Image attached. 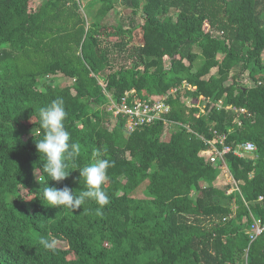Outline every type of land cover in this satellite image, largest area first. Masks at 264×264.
<instances>
[{
	"label": "trees",
	"instance_id": "1",
	"mask_svg": "<svg viewBox=\"0 0 264 264\" xmlns=\"http://www.w3.org/2000/svg\"><path fill=\"white\" fill-rule=\"evenodd\" d=\"M118 5L123 16L107 21ZM59 74L70 82L55 84ZM131 90L170 91L165 119L132 131L111 120L110 100ZM59 97L81 144L75 166L112 162L102 215L91 200L71 213L23 199L42 193L36 174L86 187L71 164L60 182L42 173L39 109ZM213 130L256 149L210 162L200 151ZM261 194L264 0H0V264H264V231L247 233L251 214L264 221Z\"/></svg>",
	"mask_w": 264,
	"mask_h": 264
},
{
	"label": "clouds",
	"instance_id": "2",
	"mask_svg": "<svg viewBox=\"0 0 264 264\" xmlns=\"http://www.w3.org/2000/svg\"><path fill=\"white\" fill-rule=\"evenodd\" d=\"M66 116L67 113L62 97L39 109L40 128L43 130V137L39 140L35 139V144L41 160L44 161L42 173L46 174L50 179L60 182L69 176L71 170L78 169L80 178H84L86 187L79 194H76L67 185L62 188L49 186V179L45 181L43 176L36 174L37 172L35 171V178L44 185L42 193L38 196L22 198L31 200L34 197H39L43 204H45L44 201L47 202L46 206H62L71 213L91 200L99 205L96 209V214L102 215L103 206L110 203L109 196L103 185L107 179V170L112 166V162L109 159L102 158L96 159L82 168L76 167L75 161L80 156L82 149L79 142H70V133L66 130L64 124ZM30 119L32 120V117ZM96 154L99 155L98 152ZM70 164L73 165L71 170ZM57 242V239L53 237L41 236L39 239V244L46 250L51 251L56 250Z\"/></svg>",
	"mask_w": 264,
	"mask_h": 264
},
{
	"label": "built area",
	"instance_id": "3",
	"mask_svg": "<svg viewBox=\"0 0 264 264\" xmlns=\"http://www.w3.org/2000/svg\"><path fill=\"white\" fill-rule=\"evenodd\" d=\"M244 82L249 80L243 79ZM250 83V81H249ZM176 88L170 89L174 91ZM168 93L163 94L160 98L152 100L151 98H138L134 91H125L124 95L119 101L110 100L107 109L112 113L113 117L121 115L126 120V128L129 131L134 130L141 124L150 123L154 120L165 119V115L170 110L168 103ZM218 107H221V100L217 103ZM241 113H245V108L236 109ZM249 114V113H247ZM238 121V125L240 124ZM179 126V123H175ZM188 130H191L187 127ZM202 137V136H200ZM203 138V137H202ZM207 147L200 151V155L204 156L210 162L221 161L224 162L225 154L232 152L238 156H242L246 153H250L256 149L254 142L250 140L239 141L236 144L227 143V133H222L217 130H213V137L211 139H204ZM233 188H237L236 182L232 179ZM232 188V189H233ZM257 200L264 205V195L258 196ZM264 231V221L257 216L251 214V221L247 228V233L250 242L255 240Z\"/></svg>",
	"mask_w": 264,
	"mask_h": 264
},
{
	"label": "rangeland",
	"instance_id": "4",
	"mask_svg": "<svg viewBox=\"0 0 264 264\" xmlns=\"http://www.w3.org/2000/svg\"><path fill=\"white\" fill-rule=\"evenodd\" d=\"M89 1V0H81V4L82 6H84V4H86V2ZM122 7L120 5H118L114 10L110 11L109 14L107 15V21L109 22H114L117 18L123 16L124 12H122ZM212 71H214V69H212ZM51 79H53V82L55 84H59V85H65L66 83H69L70 81L63 77L62 75H56V76H53V77H50ZM111 120H113L115 117H113L111 115ZM217 185L219 187H222V188H225L227 187L228 185L229 186H232V178L230 177V174L227 173V171L223 170L221 172V176H220V179L217 183ZM233 186L232 187H229V189L227 190V192H230L232 190ZM136 194H139V195H142V190H139V191H136L135 192Z\"/></svg>",
	"mask_w": 264,
	"mask_h": 264
}]
</instances>
